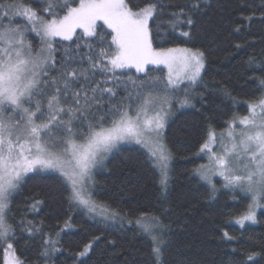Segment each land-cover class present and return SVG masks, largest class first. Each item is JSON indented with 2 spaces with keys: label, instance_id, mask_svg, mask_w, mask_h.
Here are the masks:
<instances>
[{
  "label": "snow or ice",
  "instance_id": "obj_1",
  "mask_svg": "<svg viewBox=\"0 0 264 264\" xmlns=\"http://www.w3.org/2000/svg\"><path fill=\"white\" fill-rule=\"evenodd\" d=\"M170 6L177 11L169 13L167 21L156 23L163 8L159 0L136 10L129 0H45L39 9L24 0H0V241L15 236L14 226L8 223L12 198L31 178L30 173L51 177L66 194L70 207L87 209L93 216L100 209L99 215L106 221L123 220L127 213L97 204L91 192L93 169L106 165L122 143L147 148V159L160 177L158 198L167 200L172 184V153L165 143L167 120L175 114L174 109L179 112L186 106L194 107V99L206 101L203 94L195 93V87L203 82L207 56L198 47H154V39L169 42L161 34L166 25L173 32L180 29L186 43H195L197 15L209 7V0H185ZM244 7L249 14L241 12L232 33L251 32L256 22L262 28L259 41L246 39L234 45L237 50L256 42L264 44V10L257 15L251 5ZM260 8L264 9V4ZM17 17L25 22L17 23ZM150 20L156 23L155 37ZM97 21H103L110 33L98 32ZM77 29H82L81 38L95 39L97 44L88 43L84 53L77 43L64 49L57 59L55 38L72 40ZM29 32L40 38L38 47L26 41ZM246 64L253 71L264 72V49L259 60L252 54ZM149 65H164L167 77L150 75ZM132 68L143 77L125 76ZM97 74L103 79L97 80ZM248 81L256 83L254 91L260 95L246 102L247 115L233 114L224 131L217 134L209 126L200 147L209 164L192 170L210 184L213 193L218 189L211 177L218 175L224 180L223 188L249 198L245 211L232 218L242 228L245 222L258 223L256 210L264 208V76L254 75ZM109 84L113 86H106ZM121 90L123 95H119ZM219 91L232 98L227 88ZM226 139L230 143H224ZM218 142L222 155L212 151L211 146ZM30 199L29 211H36L43 203ZM149 218L153 221L150 228L143 225ZM134 222L150 237V264H163L169 226L148 213H141ZM19 223L27 225L29 233L40 231L32 221L22 218ZM64 226L71 227L68 221ZM102 238L93 236L83 244L73 254L74 264H85L82 258L89 256ZM237 239L227 231L219 237L221 243ZM57 243L51 238L43 242L39 255L45 264L58 251ZM109 243L114 245L115 241ZM259 247V252H240L241 258L229 260V264H264V242ZM5 255V264H24L14 256L11 243Z\"/></svg>",
  "mask_w": 264,
  "mask_h": 264
},
{
  "label": "trees",
  "instance_id": "obj_2",
  "mask_svg": "<svg viewBox=\"0 0 264 264\" xmlns=\"http://www.w3.org/2000/svg\"><path fill=\"white\" fill-rule=\"evenodd\" d=\"M24 2L39 9L44 6L45 0L39 3H32L31 0ZM156 2L129 0L134 10ZM159 2L163 8L156 23L167 21L168 14L177 11L170 5L184 4L185 0ZM261 4H264V0H209V7L197 15V26L193 29L196 33L195 43H186L180 29L173 32L166 25L162 26L161 34L169 42L158 43L154 39V47H198L207 56L203 82L195 87V93L203 94L206 101L194 99V107L186 106L179 112L174 109L175 114L167 121L165 143L172 153V184L167 200L158 198L160 177L147 159L148 151L135 144L120 145V150L109 158L106 165L93 171V199L101 206L107 205L122 214L127 213L123 220L106 221L88 214L83 208L70 207L65 199L66 194L54 185L51 177L30 173L31 178L13 195L8 215V223L14 226L15 236L7 241L13 245L19 260L24 264H45L39 254L43 242L51 238L58 241V251L52 261L55 264H74L73 254L80 251L93 236H102L89 256L82 258L85 264H150V237L134 222L141 213H148L149 217L158 216L162 225L169 226L163 264H177L180 260L186 261V264H229V260L241 258L240 252L260 251L259 245L264 242V208L257 213L258 223L247 222L242 228L232 218L245 211L249 198L241 192L233 193L223 188L221 178L212 182L218 189L213 193L210 184L192 170L208 162L207 157L200 153V147L207 138L209 126L216 133L224 131L227 128L225 122L233 114L247 115L246 102L260 95L254 91L256 83L249 82L248 78L264 76V72L249 69L246 61L252 54L259 60L264 44L256 42L240 50L234 45L246 39L259 41L262 26L258 22L253 23L251 32L245 31L243 34H233L232 28L239 23L237 18L241 12L245 16L249 14L244 5H251L258 15L259 11L264 10L260 8ZM16 22L23 24L25 21L17 17ZM156 23L150 20L149 24L154 37ZM97 31L110 33L111 30L100 21ZM81 37L82 30H78L72 40L55 38L56 58L60 59L64 49L74 48L77 43L84 53L88 52V43L97 44L95 39ZM26 39L34 47L40 44V38L33 32L27 33ZM107 39L110 41L111 37ZM147 70L152 76L167 77L164 67L150 66ZM124 75L143 77V73H136L133 68ZM96 79L103 77L97 74ZM221 88L230 90L232 98L223 95L219 91ZM123 94L122 90L119 91V95ZM31 197L43 201L36 211L28 210ZM22 218L32 221L40 231L27 232V225L19 223ZM129 220L133 223H128ZM65 221L71 227L66 228ZM143 225L150 228L153 221L146 219ZM222 231L237 237V241L221 243L219 237ZM110 241H115V244H110ZM5 247V241H0V264H5ZM233 248L238 251L233 253ZM52 261L48 264H52Z\"/></svg>",
  "mask_w": 264,
  "mask_h": 264
},
{
  "label": "rangeland",
  "instance_id": "obj_3",
  "mask_svg": "<svg viewBox=\"0 0 264 264\" xmlns=\"http://www.w3.org/2000/svg\"><path fill=\"white\" fill-rule=\"evenodd\" d=\"M100 21H97V24L99 23ZM149 24H150V21H149ZM78 30H82V29H77L76 30V32L78 31ZM56 38H62V37H56ZM26 41H27V39H26ZM150 66H160V67H164V68H166L164 65H149L148 67H150ZM134 69V68H133ZM166 70H167V68H166ZM168 71V70H167ZM204 71V70H203ZM203 71H202V73H201V75L203 74ZM168 121V120H167ZM167 125V124H166ZM166 129V128H165ZM220 133V132H219ZM219 133H217V134H219ZM224 143H226V144H228V143H230L229 141H227V139L224 141ZM122 144H128V143H122ZM121 144V145H122ZM133 144H135L134 142H133ZM135 145H138V144H135ZM138 146H141V145H138ZM142 147V146H141ZM212 147V151L213 152H215V153H217L218 155H222L223 154V151H222V149H221V147H220V145H219V142L216 144V145H212L211 146ZM144 149H146V151H148L147 150V148H145V147H143ZM206 157H207V159H208V155L207 154H205V153H203ZM207 164H209V159H208V162H207ZM206 164V165H207ZM95 169V168H94ZM94 169H93V171H94ZM94 173V172H93ZM216 178H221L222 180H223V178L222 177H220V176H218V175H216V176H212L211 177V181L213 182ZM224 181V180H223ZM91 190H92V188H91ZM92 199H93V196H92ZM94 200V199H93ZM98 204V203H97ZM84 209V208H83ZM261 209H263V208H258L257 210H256V215H257V213L261 210ZM85 211H87V209H84ZM99 211H100V209H98L97 210V214H95V216L94 217H96V218H102L100 215H99ZM92 215V214H91ZM245 223H247V222H245ZM5 243H6V247H5V249L7 248V244L8 243H10L9 241H5ZM13 254H14V256L15 257H17L16 256V254H15V251H14V249H13ZM12 258V254H9V257H8V259H11ZM5 260H6V255H5Z\"/></svg>",
  "mask_w": 264,
  "mask_h": 264
}]
</instances>
